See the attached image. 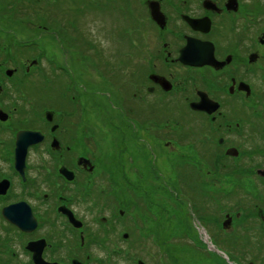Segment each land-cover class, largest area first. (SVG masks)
I'll return each instance as SVG.
<instances>
[{"label":"flooded vegetation","instance_id":"af4514ba","mask_svg":"<svg viewBox=\"0 0 264 264\" xmlns=\"http://www.w3.org/2000/svg\"><path fill=\"white\" fill-rule=\"evenodd\" d=\"M153 1L166 24L160 27L150 15L158 50L134 69L132 62L144 57L143 42L124 21L107 30L109 38V33L119 38L116 46L95 59L89 52L95 41L91 31L80 41L60 15L50 34L56 41L51 71L43 64L47 42L39 43L31 59V39L0 18V264H108L111 250L121 253L116 235L120 226L119 233L125 229V215L115 203L109 216V189L142 188L143 180L133 179L131 170L141 171L143 158L158 179L156 162L163 156L153 149L144 155L142 123L124 105L129 100L140 107L165 106L169 115L175 111L177 119L169 118L177 129L169 128L170 138L162 142L169 151L170 183L182 180L207 193V205L214 204L216 213L202 226L211 237L217 234L216 246L235 264H264V33L256 39L242 17L237 34L240 11L228 8L231 0H212L214 7L207 8L205 0H182L185 9L179 0ZM187 18L211 24L207 32L198 31ZM127 35L129 52L123 44ZM189 39L199 41L206 58L210 44L214 62L185 64L181 55ZM67 44L82 52L88 46L82 56L118 91L79 86L73 66L63 59ZM144 66L150 70L146 82ZM114 96L121 106L112 102ZM201 102L206 109L191 107ZM23 132L37 133V142L29 143L17 166ZM176 164L184 170L175 175ZM119 199L125 196L120 193Z\"/></svg>","mask_w":264,"mask_h":264},{"label":"rangeland","instance_id":"374dc122","mask_svg":"<svg viewBox=\"0 0 264 264\" xmlns=\"http://www.w3.org/2000/svg\"><path fill=\"white\" fill-rule=\"evenodd\" d=\"M150 1L151 0H57L56 13L54 6L51 5V3H55V0H40L36 5L40 8L49 7L47 11L43 12L41 16L46 18L49 17L50 19H58L59 16H57V13L58 10H60L62 20L64 22L68 21L69 26L74 27L77 36H86L87 38H90L89 31H91V34L94 37L95 41L93 43V40L91 39L92 42H90V45L93 47H90L89 52L95 59L98 56H100V59H103L106 48L111 49L113 46H116L114 44L118 43L119 38L115 37L112 33H109V35L111 36L109 38L107 35V30L111 31V29L119 25V22L124 21L126 30H133L134 34H136V37L143 42L142 51L140 53L142 56L144 55V57H138L132 62V68L134 69L135 62H137V64H141L139 63L141 61L145 63L146 54H150L152 51L158 50V48L155 47L156 45H158V39H155L157 29H155V25L153 26L150 22V10L148 6V3ZM179 1V5L182 7V9H185L187 7L186 4L182 2V0ZM226 1L227 0H225V2ZM229 1L230 0H228V2ZM244 1L245 0H239L238 2V10L240 12L237 16L239 18L237 34L242 31L241 28L244 25L242 24L241 18L244 17L245 23H248V25L252 26L251 31L254 32V34L252 35H254L256 39H259L264 33V15L257 13L255 9L251 8V5H253L254 3L252 0H246L245 2ZM191 7L194 10L198 9L196 5H194V7ZM166 12H169L168 8H166ZM132 16L134 17V19H132ZM26 24L28 23L25 20L16 19L13 21L14 26L12 27H14L15 31L17 30L24 33L30 39L34 37L35 39L42 40V43L51 42V45L48 48L44 49V51H46L45 54L47 59L44 60L43 64L45 69L52 71L51 62H54L56 56V41L53 40V38L50 36L52 32L41 34L39 31H35ZM258 28L263 29L262 31H258ZM128 38L129 35L125 37V39L123 40V44L126 45L129 52L130 47L128 45ZM238 38L240 39L241 36H238ZM67 45L69 48H67L68 50H64L63 59H68L69 65L73 66L75 75L77 76V81L79 82V86H81L82 88H90V85H94L96 87L94 88L100 92L107 90H114V92L118 91V88L111 87V85L102 76L103 74L97 71L98 69L88 57L82 56V54H86L88 46H84L82 52V50H80L82 48H79L78 50L76 47H71L70 44ZM42 46L44 45L42 44ZM134 52L137 53V56H139L138 51L134 50ZM259 52L261 53L262 51L258 50L257 53ZM76 70H78V72ZM149 72L150 70L147 69L146 66H144L143 76L145 82L147 81V75L149 74ZM252 79L254 81V84L258 86V79L254 77ZM48 83L49 85H51L52 81H48ZM41 84L47 83L41 82ZM129 94L132 96V91ZM116 98L118 97H112V102H117V104L121 106L122 104L118 102ZM44 99L46 100L47 98ZM130 101L131 100L125 102L124 105L126 106L128 111L133 108L135 110V117L142 123V140L139 143L145 149L144 155L147 156V151L149 149H153L156 150L154 151V153H157L159 155L163 154V156L158 157L159 159H157L156 162L159 169L158 179H155L151 175V172L147 170L149 169V165H147L149 161L145 160L144 158L141 159V161H143L142 164L140 161V166H142L141 171H138L137 169L134 171L131 170V172L133 173V179L139 178L143 180V189L140 190L148 194L149 201L155 211L148 210V204L143 205L142 202H144V196L140 192H134L132 195L128 194L131 190L133 191L134 189H129L127 191L125 190V188L118 189L117 187L114 189H109V198L113 199H109L110 202L108 201V206H106L105 209L106 211H109L110 216V211H112L113 208L117 206L113 202V200H118L120 193H122L123 196L128 199L127 201L129 202L131 210L133 212H131L130 215L125 218L124 227L125 230L132 235L133 241H135L137 245L132 246L130 249H128L129 246L127 241L129 239H123V229L121 233H119L121 228L120 226L117 231L116 238L118 239L117 243L121 248V255L119 257H115L113 259L114 261L110 262L109 264H115V262L116 264H132L134 263V260L136 263L140 258L135 257L136 259L134 258L132 262L131 258L129 259L130 256L127 254L129 250L131 251L132 255H134L135 253H139L138 255L140 256L148 253L156 254L157 252H159L158 255H161L165 264H172L173 258H177L179 264H191V262L193 264H217L216 257L219 261V264H226V262L223 261V256L220 254H217L216 257L214 255L209 261H205V255L200 253V255L198 256L195 252L192 254V252L188 251L187 245L195 244V238L190 234L189 230L186 229L187 227L189 228L191 224L187 220V216L185 217V214L184 220L186 221V224H184V226L187 225L185 227L186 234H182L180 236L178 234H175L177 232H181L183 212L179 214L181 221L176 226L174 234L170 235V213L168 212V210L170 209L171 189L170 159L168 156H166V152L168 153L169 151L165 149V146L162 144V142H165L170 138L169 128L170 130L177 129L174 127H170V124H173L172 126H175V121L170 120L169 118L170 116L177 119L175 111L172 114V110H170L169 115L168 110L165 106H149L145 102H143L142 106L140 107L138 104L134 105V103ZM134 106H136V108ZM147 119L152 121L149 122V120ZM156 123H158V125ZM149 133L155 135L156 139L158 138L157 140L159 142L157 141V143L155 144L156 141L148 136ZM148 155H150V157L152 156V158L155 156L152 154V152H149ZM152 160L156 159H151V161ZM172 169L175 170V175L177 174V169L179 171L184 170L178 164H176L175 168L172 167ZM117 176L119 177L121 176V174L119 175L117 173V175H115L116 179L119 181V185L121 179ZM176 188L178 189V191L175 192V194L179 196V199L183 200L184 197H187L189 200H192L188 203L190 207V213L196 219L198 218L202 224L207 221L210 215H215L216 206L212 203H210L211 205H207L209 200L208 195L205 191L198 190V188L195 187H185L182 180L179 185H176ZM132 197L134 199H132ZM135 199L137 201L142 200L139 201L141 203L139 204V206L132 205V201H135ZM225 207L227 206H223V208ZM208 208L211 209V214L208 211ZM123 209L125 210V208ZM126 213H128L127 210L125 212V215ZM133 216H135L139 220L140 225L142 226V233L147 232L148 230L157 232V235L155 233H152L147 239H145L140 234H137L138 230L136 223L138 221L133 219ZM214 235L215 237L217 236V234ZM142 239H144L143 244ZM204 239L205 238L203 236H200V241H203L205 243ZM161 241L167 243L165 245H167L168 247L170 243H173V245L170 246L179 247V249L174 254V257L172 256L173 254L171 255L172 251H167L166 246L161 245ZM148 264H152L151 259H149Z\"/></svg>","mask_w":264,"mask_h":264},{"label":"trees","instance_id":"16d2710c","mask_svg":"<svg viewBox=\"0 0 264 264\" xmlns=\"http://www.w3.org/2000/svg\"><path fill=\"white\" fill-rule=\"evenodd\" d=\"M40 0H1L0 2V14L3 16H0V18L2 19V21H14L16 19L18 20H25L28 24L30 28L34 29L35 31H42V32H46V31H53L55 32L56 28H58L59 26V22L60 19H56V18H49V17H42L41 15L43 14V12L47 11V8H40L38 7L36 4L37 2H39ZM246 1V0H245ZM244 1V2H245ZM254 3L253 5H251V8L255 9V11L257 13H260L262 15H264V0H252ZM52 6H54L55 9V13H56V8H57V1H55V3H51ZM49 6V5H48ZM2 10V11H1ZM54 12V11H53ZM61 11L58 10L57 16H60ZM63 26H66V24H68L67 22H64L62 20L61 23ZM51 37L54 39V35H51ZM86 36H78V38L80 39V41L85 40ZM42 40H38L35 39L34 37L31 38V42H30V49L28 50L29 56L31 55V59L32 57L36 56V54L38 53V48H40V42ZM48 43V45H47ZM46 44H43V47L48 48L51 45V42H47ZM158 175V173H157ZM177 183L172 181L171 183V189H170V209L168 210V212L170 213V235L174 234L175 230H176V226L180 223L181 218L179 217V214L181 212H183V217H182V229L181 232H177L175 234H178L179 236L182 234H186L185 232V227L184 224H186V221L184 220V214L185 217L188 214V203L183 199H179V196H177L175 194V192L178 191V189L176 188ZM140 189L143 188H134L133 191L130 192H140L144 197L145 200H143L144 204H148L149 208L147 207L148 210L151 211H155V209L152 207L150 201H149V197L147 193L142 192ZM165 190V189H164ZM127 191V190H126ZM129 195H131L130 193H128ZM133 194V193H132ZM128 199H119V200H115L114 203H116L117 205L121 206V208H125V211L127 210L128 213H126L125 218L127 216L130 215L131 212H133L131 210V206L129 204V202L127 201ZM142 201V200H139ZM110 202V200H109ZM139 204H141L140 202L138 203L137 201H132V205L134 206H139ZM174 204V205H173ZM117 207V206H116ZM190 217V218H189ZM187 216V220L190 222V219L192 221V217L191 216ZM187 230H189V232H191V235L195 238V240L197 241L196 244L198 246H200L201 248H199L198 246H195L194 244L191 245H187L188 251L192 252V254L195 252L196 255H200L203 254L205 255L204 260L205 261H209L211 259V257H213L217 254H213L212 252L207 251L206 249V245L200 241V238L198 236V234L196 232H194V230H192V225L189 226V228H186ZM157 233V232H156ZM167 243H164L161 241V245L166 246V250L167 251H172L171 255L174 257V254L176 253V251L179 249V247L177 246H170L173 245V243L169 245V247L167 245H165ZM231 247V245H230ZM163 258L160 257V260H162ZM224 261V260H223ZM226 262V261H225ZM216 263L219 264V261L216 257ZM156 264H161L160 261L156 262ZM162 264H165V262L163 261ZM172 264H179L177 258H173L172 259ZM191 264H193L191 262ZM227 264V263H226Z\"/></svg>","mask_w":264,"mask_h":264},{"label":"water","instance_id":"95a60500","mask_svg":"<svg viewBox=\"0 0 264 264\" xmlns=\"http://www.w3.org/2000/svg\"><path fill=\"white\" fill-rule=\"evenodd\" d=\"M235 7H234V6ZM237 0H232L230 4H228L229 7H234V10L237 9ZM151 9V16L154 21H156L160 25L165 24V17L163 13L160 11L159 3L158 2H150L149 4ZM205 6H212L214 5L211 2H206ZM189 21V24L198 31H204L207 32L210 27V20L209 19H199V20H192L190 18H187ZM208 21V22H207ZM208 57L202 55L201 53V44L197 40L189 39V44L185 49L182 51L181 60L188 65L192 66H202L204 64L208 63V60L210 62H214V56H213V48L210 44L207 45V51ZM208 59V60H207ZM195 110H204L205 106L201 103H195L191 106ZM212 108L213 110L216 109ZM206 109V108H205ZM211 112V110H209ZM37 133L33 132H23L19 134L18 137V144H17V151H16V164L17 166L23 165L24 156L26 154L27 147L29 146V143H35L37 140L35 139ZM32 139H31V138ZM38 137V136H37ZM142 264V263H140Z\"/></svg>","mask_w":264,"mask_h":264}]
</instances>
